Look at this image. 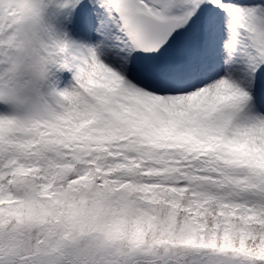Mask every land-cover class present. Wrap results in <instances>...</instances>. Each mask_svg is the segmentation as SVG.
I'll return each mask as SVG.
<instances>
[{
    "label": "snow or ice",
    "instance_id": "6c2138e0",
    "mask_svg": "<svg viewBox=\"0 0 264 264\" xmlns=\"http://www.w3.org/2000/svg\"><path fill=\"white\" fill-rule=\"evenodd\" d=\"M0 264H264V0H0Z\"/></svg>",
    "mask_w": 264,
    "mask_h": 264
}]
</instances>
